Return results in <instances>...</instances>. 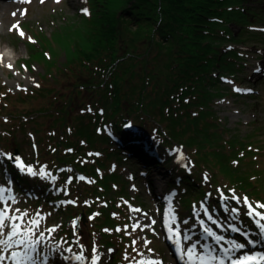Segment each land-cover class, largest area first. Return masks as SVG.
<instances>
[{
  "label": "rangeland",
  "instance_id": "374dc122",
  "mask_svg": "<svg viewBox=\"0 0 264 264\" xmlns=\"http://www.w3.org/2000/svg\"><path fill=\"white\" fill-rule=\"evenodd\" d=\"M2 1L0 5L3 4ZM95 2L96 0H31L28 2L32 4L31 7L21 4L17 9H7L6 13L4 9H0V14L2 16L4 14L0 27V42L2 45H7L10 50L14 49L16 56H19L11 68L1 66L0 69V154L7 157L3 161L4 164L1 163V168L11 169L9 166L11 162L15 165L14 160H8V154L13 155L17 148L19 158L32 165L35 170L44 168L56 177L55 181H51L19 171L17 178L12 171L13 176L18 179L16 185H12L14 182L10 179L0 177V187L6 188L5 186L10 185L11 192L17 196L15 201L11 204L9 202L12 207L10 209L13 210L11 215L26 213L25 220H29L35 219L39 214L40 230L56 229L54 233L46 231L52 244L54 241L60 242L62 246L72 247V243L66 244L61 239V229L67 224V226L73 225L75 245L77 243L90 245L91 242L90 251L93 246L96 247L97 253L101 256L98 264H131L133 260L142 258H157L163 261V264H177L171 243L162 230V213L169 205L165 198L170 193L175 194L173 197L175 219L181 222L188 220V226L182 223L183 230L191 226L194 233L193 240H196L200 238L202 228L196 221L194 211L201 213L207 226L212 222L207 220L204 208L201 207L202 204L207 207L204 200H197L190 208H185L184 202L188 194L193 196L203 190L208 194L211 193V196L218 197L216 181L222 186L236 187L235 194L243 197L246 191L238 184H231L229 181L230 178L239 176L237 169L247 170L250 167L253 168L249 172L251 182L256 183L251 189L264 190V67L254 73L257 65L264 66V0L234 1L233 6L238 8V11L234 17L236 22L229 24L233 34L223 40L222 44L216 42L220 53H228V55L217 53V56H213L210 61L204 55L208 66L205 86L213 97L204 109L205 117L212 115L210 118L207 117V124L220 132L219 139L223 142L220 144L225 146L223 149L244 151L242 148L234 147L238 143L237 140H243L244 143L247 142V146L243 145V148H248L246 152L254 154H245L241 158L239 154L233 155L229 161L235 171L232 168L220 170L219 166L213 163L214 166L203 163L200 165L199 162L195 165L191 155L195 159L197 156L187 145V147L185 145L176 147L172 144L163 147L158 138L138 136L132 139L138 149L145 145L151 147V150L145 148L143 151L147 159L148 156L154 158L149 153H156L158 144L167 154L165 164L156 166L151 162L143 168L151 170L149 178L141 174L143 162L130 159L131 147L127 148L126 145L121 144L119 138L123 132L120 129L113 131L111 121L106 117L109 104L104 103L103 95L110 97V100L114 95V92L109 90L115 89L112 83L116 65L120 60L107 65L109 69L105 68L104 64L95 63L94 69L101 74L100 88L88 90L83 86L76 87L78 80L72 70L79 71L85 78L84 72L90 64L87 53L91 46L87 41L93 39L91 29L94 27H91L90 22L93 21ZM115 8L116 13H119L122 9L121 0ZM83 9H88L90 14L82 13ZM249 11L255 15L248 14ZM243 15H246L250 22L241 21ZM126 25L125 21L122 26ZM122 26L117 28V32ZM130 27L132 26L128 23L127 33H130L131 29L134 30ZM21 30L25 34L23 37L19 35ZM124 39L117 41L118 49L127 38ZM117 54L119 56L120 53ZM102 56L109 59V55L102 54ZM37 84L39 86H36ZM234 86L246 87L251 89V92H236ZM206 90L204 89V93H207ZM202 108L193 106L190 112L196 114V110ZM61 110H67L66 125H56L60 120ZM84 115L87 117V122L83 121ZM196 116L200 119V116ZM251 118L253 120L248 122ZM203 120L205 121V118ZM179 126L183 128L182 124ZM53 128L56 130L54 131ZM88 128L96 135L87 134L84 130ZM192 128L194 127H188L186 132L192 131ZM55 132H58L65 141H71V146L63 147L62 152L74 153L78 164L89 166L95 163L97 175L89 170L88 172L81 170L78 165H73V168L66 163L56 166V172L55 168H49L52 167L53 159H56L51 148L55 143ZM3 137L10 141H3ZM72 140L75 141L74 144ZM118 140L120 141L117 143ZM90 142L93 144L91 145ZM172 150L173 159L169 156ZM109 151H119L120 155L129 158L123 157L122 160L115 154L109 156ZM41 158L43 159L41 165L33 161ZM99 162L103 166L98 165ZM32 163H35L36 167ZM177 165L181 168L179 171ZM181 170L186 175H183ZM163 172L164 175L161 174ZM106 174L115 178L107 181ZM155 174L162 175V182L167 181L166 188L161 194L158 189L161 181L158 182ZM259 174L262 176L260 177ZM189 175L196 187L191 192L185 189L188 186L186 178ZM205 175L207 179L204 178ZM199 176L201 179H198ZM80 177L84 179L81 180ZM146 180L155 188V192L150 191ZM97 185L101 191H94ZM198 185L202 186V189ZM251 189L249 192L252 191ZM31 190H35L38 195H43L47 191L49 198L37 199L28 194ZM120 191L123 192L119 193ZM55 195H59L56 201L53 197ZM250 198L252 201V195ZM69 200L74 203H67ZM73 204L79 205L78 207L82 209L90 208L91 212L89 214L87 211L81 212L74 214V218L70 217L65 210ZM60 207L64 208L63 211H59L58 216L52 214ZM16 209L19 212L15 211ZM241 209L242 207L240 217L236 221H230L229 217L221 219L219 213L210 211L217 220V224L212 225H217L218 233L222 234L223 228L219 227L220 220L225 224L233 222L246 229L245 223L249 222V219L253 229L249 230L251 237L259 239L255 224L244 215L245 210ZM83 213L85 217L78 220ZM103 215H109L104 217L109 224L98 228L96 224ZM153 220L156 221L155 224L151 223ZM7 231L6 228L5 232ZM231 235L242 237L235 232L224 236L231 238ZM106 238L110 239L108 243ZM149 248L152 249L151 252L148 251ZM73 249L79 252L78 247ZM140 253H143V256L139 255ZM56 254L49 252L51 260Z\"/></svg>",
  "mask_w": 264,
  "mask_h": 264
},
{
  "label": "trees",
  "instance_id": "16d2710c",
  "mask_svg": "<svg viewBox=\"0 0 264 264\" xmlns=\"http://www.w3.org/2000/svg\"><path fill=\"white\" fill-rule=\"evenodd\" d=\"M121 1L122 9L116 13L115 5L119 0H96L93 6V21L90 22L91 27H94L91 29L94 40L87 41L86 39L87 44L91 46L87 53L90 64L84 72L85 78L80 75L79 71L72 70L78 80L76 87L83 86L88 90H90L89 88H100L102 85V82L99 81L101 74L94 69L95 63L104 64V67L109 69L107 65H112L119 59L112 83L115 89L109 90V92H114V95L111 100L110 97L103 95L104 103L109 104L106 117L111 121L112 127L116 131L120 129L123 134L129 135L130 140L138 136H146L147 138L153 136L159 139L161 145H164L163 147L172 144L176 147L187 145L193 152L195 151L198 160L189 153L195 165L198 162L200 165H217L220 170L224 168L233 169L229 161L233 155L239 154V158L245 154L253 155V152H246L248 148H243V145L246 144L247 146V142L244 143L243 140H237L238 143L233 146L238 149L242 148L244 151L223 149L225 146L219 139L220 132L207 124V117L210 118L212 115L205 117L204 110L213 99L211 91H207L205 86L208 66L204 60V55L208 61L212 60L213 56L220 53L216 42L222 44L223 40L233 34L229 24L236 22L234 17L238 8L233 6L236 0ZM248 14L255 15L251 11ZM246 18L247 16L243 15L241 21L250 22ZM125 21L127 25L123 27L122 24ZM128 23L132 26L130 28H134V30H130V33H127L126 30ZM119 26H122V29L117 32ZM130 36H134V38H130ZM121 38L127 39H124L125 42L118 49L116 44ZM117 53H120L119 56ZM102 54L109 55V59L103 58ZM220 54L228 55V53ZM204 89L207 93H204ZM193 106L203 108L196 110V114H191L190 109ZM66 113L67 110L59 111L61 117L56 125L67 124ZM196 115L200 116L201 120ZM86 118L84 115L83 121L87 122ZM97 120L99 119L97 118ZM128 124L134 129L133 132L127 128ZM179 124H182L185 129ZM188 127L194 128L187 133ZM84 131L91 136L96 135L89 128ZM3 139V141H10L5 137ZM54 142L51 148L56 159H53L52 167L49 168H55L56 172V166L59 164H69L71 167L78 165L81 170H89V172L97 175L95 163L84 166L75 161L76 155L74 153L62 152L63 147L71 146L70 140L65 141L58 132H55ZM72 142L75 143L74 140ZM90 144L92 145L93 142ZM140 149L132 150L131 153L141 156L139 154ZM118 150L121 151V149ZM119 151H109V156L115 154L122 160L123 157H128L120 155ZM132 156L130 159H133ZM155 160L150 162L155 163ZM42 162V158L35 160L37 165H41ZM145 164L147 163H143V165ZM98 165L103 166L101 162ZM177 169L179 171L181 168L177 165ZM251 169L253 168L237 169L239 176L230 178L229 182L238 184L240 188L245 190L244 196L250 198L252 195L253 202L255 200L256 202H264V190L251 189V187L256 186V183L251 182L250 179L249 172ZM233 170L235 171V169ZM200 176L198 179H201ZM259 176L261 177L262 174ZM113 178L115 177L109 176V174L105 175L107 181ZM186 179V183L189 185L187 189L191 192L193 188H196L195 183L191 175L187 176ZM215 183L218 189L223 190L229 196L232 194L229 191L230 188H236L222 186L216 181ZM201 187L199 186L200 189H202ZM250 189L251 192H249ZM94 191H101L98 185ZM121 192L123 191L119 193ZM204 192L206 191L201 190L198 194L203 195ZM194 199L196 201L199 199L196 193L193 196L188 194L185 198V208H190ZM69 206L65 211L70 217L81 212L87 211V214L91 212L90 208L87 210V208L78 207L79 205ZM232 207H236V205L233 204ZM105 216L108 217L109 215ZM105 216L103 215L96 224L98 228L101 225L109 224L105 221ZM61 232L64 243H72L73 247H79L78 244L75 245L72 226L64 224ZM109 240L106 238L107 243ZM90 247L91 242L90 245L84 244L83 251L86 255L91 252ZM78 249L80 250V248Z\"/></svg>",
  "mask_w": 264,
  "mask_h": 264
},
{
  "label": "snow or ice",
  "instance_id": "6c2138e0",
  "mask_svg": "<svg viewBox=\"0 0 264 264\" xmlns=\"http://www.w3.org/2000/svg\"><path fill=\"white\" fill-rule=\"evenodd\" d=\"M82 13L90 14L88 9H83ZM19 35L23 37L25 34L21 30ZM3 59L4 57L0 55V61ZM8 67L11 68L12 65L9 64ZM256 71H261V69L257 68ZM235 91L241 92L242 90L236 88ZM243 91L251 92V89ZM8 160H14L18 170L26 175L51 181L56 180V177L44 168L37 171L19 157L8 154ZM204 178L207 179V176L205 175ZM80 179L83 180L84 177H80ZM5 191V188H0V192ZM229 191L232 193L231 196L226 195L221 189L217 190L223 211L230 214L232 221H236L240 217V208L243 207L245 209L244 215L255 224L259 239L251 238L248 230L242 229L235 223H228V230L240 234L243 240L228 238L227 245H225L226 237L224 235L218 234L212 227L207 226L204 219H198L202 231L200 238L193 240L194 233H192L191 226L182 230L179 227H174L171 219L164 217L163 226L166 229L167 239L172 243L178 259L183 264H212L213 261L216 264H264V251L247 250L249 245L255 249L259 244L264 243V202L254 204L249 197L236 195L235 189ZM174 195V193H170L165 198L169 204H171ZM208 195L211 196V193ZM12 199L14 200L15 197ZM229 201H235L238 206L229 207ZM67 203L72 204L74 201L69 200ZM7 204L8 201L6 200L4 205ZM201 207L204 208V215L207 216V220L211 221L212 224H217V220L214 219L209 209L204 204ZM12 211V209L0 205V264H5V261H8L9 264H50L49 252H56L61 259L75 261L77 264H81V262L82 264H98L101 260L95 246L92 247L87 256L84 254L82 246H80L79 252L74 251L71 246L61 250L60 242L52 244L50 243L51 238L46 235V231L54 233L55 228H49L46 231L40 230L39 214L35 219L25 220L26 213L24 215H11ZM15 211L19 212L18 209ZM6 212L9 213L8 216L5 215ZM194 216L199 218L201 213L194 211ZM151 223L155 224L156 221L153 220ZM182 223L185 226L189 224L188 220H184ZM219 226L223 227V225ZM6 228L8 229L7 232H5ZM209 240L213 243H208ZM217 246L219 251H217ZM148 251L151 252L152 249L149 248ZM219 253H223V255ZM139 255L143 256V253ZM131 264H163V261L157 258H142L133 260Z\"/></svg>",
  "mask_w": 264,
  "mask_h": 264
},
{
  "label": "bare ground",
  "instance_id": "6f19581e",
  "mask_svg": "<svg viewBox=\"0 0 264 264\" xmlns=\"http://www.w3.org/2000/svg\"><path fill=\"white\" fill-rule=\"evenodd\" d=\"M0 1H2V0H0ZM30 1L31 0H28V2H30ZM2 2H3V4L0 5V9H4L5 10V13L7 12V9H17V8H19V6L21 4H25L26 7H28V6L31 7V5H32L31 3L24 2V0H9L8 2L6 0H3ZM4 2H6V3L4 4ZM3 18H4V14H3V16L2 15L0 16V19H1L0 21H2ZM0 27H1V23H0ZM0 55H2L4 57V59L2 61H0V69H1V66L2 67H6L9 64L10 65H13L14 63L17 62V59L19 57V56H16V54L14 53V49L13 50L8 49L7 48V45H2L1 42H0ZM263 67H264L263 65H257V68H259V69H262ZM256 69H255V72L254 73H257L258 72V71H256ZM252 120H253V118H251V120H248V122H251ZM119 139L121 141H123V142L130 143V145H126L125 147H127V148L131 147L132 150L138 149L135 146L136 143H133L132 140H130L129 135L123 134V135H121V137ZM141 141H143V140H141ZM117 143H118V141H117ZM121 144H122V142H121ZM160 149H161V154H159L157 157L159 158V160H165L166 161V157H167L166 151L161 146H160ZM133 154L135 155L136 153H133ZM139 154H141V158L145 160V161H142L143 163H147V162L150 163V161H154V159L153 158H150L149 156H148V159H147V155L144 152H142L141 150H140V153ZM136 155H138V154H136ZM161 155H162V157H161ZM169 156L171 157V159H173V152ZM6 158L7 157L4 156V154H0V177L1 178H4V179H10V181H13L14 182L12 185L15 186L16 185L15 182L17 183L18 182V179H16L13 176L12 171L15 172L17 178H19L20 172H19L18 168L12 162L9 164V166L11 167V169L10 168H6V169L4 168V169H2L1 168V163H3V161L6 160ZM176 159H177V157L175 158V160ZM155 163L158 164L159 162L157 160H155ZM150 171L151 170L148 169L144 173L141 172V174H145L146 175V178H149L150 174L152 173V172L150 173ZM161 174L164 175L165 173L163 172ZM183 174H185V173L183 172ZM155 175H156V178H157L158 182L160 183V181L163 178L162 175H160V176L157 175V174H155ZM10 181H9V183H10ZM146 183H147L148 186H150L148 184V180H146ZM166 185H167V181L166 182H162L161 181V183H160V185L158 187L159 194H161L162 191L166 188ZM5 187H6L5 188L6 191L5 192H0V204L3 205V206H6L8 208H12L10 204L13 201L16 200L17 196H16V194L13 195L11 193V191H10L11 190V186L10 185H7ZM0 188H4V187L1 186ZM152 190H154V192H155V188L153 186H150V191L153 192ZM28 194L29 195H32L33 197H35L37 199H40L41 197H43V198H49V194H48L47 191L43 195H38V193L35 192V190H31V191H28ZM196 194L199 196V199L200 200H204L205 201V204L207 205V207H208V209L210 211H214L216 214L219 213L220 216L223 219L226 218V217H229V220H230V214H228L227 212H224L223 211V208L221 206V202H220V200H219L218 197L209 196V195H207L208 192H206V194H203V195L202 194L200 195L198 193H196ZM12 197H15V199L13 200ZM53 197H55L56 199H59L57 195H55ZM6 200L8 201V204L7 205H4V202ZM9 202H10V204H9ZM233 204L236 205V207L238 206L235 201H233L232 203H230V201H229V207H232ZM63 208L64 207L56 208L55 209V212H52V214L55 213L54 215L58 216L59 213H60L59 211H63ZM241 210H243V208ZM5 215L8 216L9 213L6 212ZM202 218H203V216H202ZM196 221L198 222V219H196ZM231 223H233V222H231ZM209 227H212L215 231L219 230L217 225L214 226V225L210 224ZM257 237H258V235H257ZM231 238H234V239H237V240H241V241L243 240V237L234 236V235L233 236L231 235ZM227 239L228 238H226V240L224 242L225 245H227ZM51 243H52V241H51ZM53 243L55 244L57 242H54L53 241ZM208 243H213V241L209 240ZM66 248H68V247L67 246L60 245V249L61 250H64ZM45 250H46V248H45ZM247 250L248 251H263L264 250V243L259 244L255 249H253L252 246L249 245V247H248ZM217 251H219L218 247H217ZM219 254L220 255H223V253H219ZM5 264H9V262L8 261H5ZM50 264H77V262H75V261H65V260L61 259L60 257L57 259V254H56L55 258H53L50 261ZM81 264H82V262H81Z\"/></svg>",
  "mask_w": 264,
  "mask_h": 264
},
{
  "label": "water",
  "instance_id": "95a60500",
  "mask_svg": "<svg viewBox=\"0 0 264 264\" xmlns=\"http://www.w3.org/2000/svg\"><path fill=\"white\" fill-rule=\"evenodd\" d=\"M14 157H19V150L16 148V152L14 153ZM85 217V215H84V213L78 218V220L79 219H81V218H84Z\"/></svg>",
  "mask_w": 264,
  "mask_h": 264
}]
</instances>
